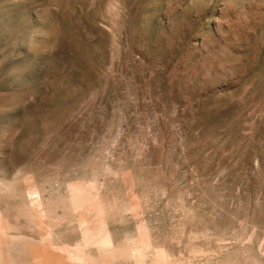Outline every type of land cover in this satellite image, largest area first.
I'll list each match as a JSON object with an SVG mask.
<instances>
[{"label": "rangeland", "instance_id": "obj_1", "mask_svg": "<svg viewBox=\"0 0 264 264\" xmlns=\"http://www.w3.org/2000/svg\"><path fill=\"white\" fill-rule=\"evenodd\" d=\"M0 264H264V0H0Z\"/></svg>", "mask_w": 264, "mask_h": 264}]
</instances>
